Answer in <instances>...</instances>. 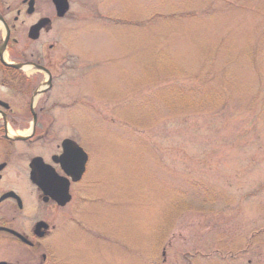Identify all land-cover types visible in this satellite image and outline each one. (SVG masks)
Segmentation results:
<instances>
[{"label":"rangeland","instance_id":"1","mask_svg":"<svg viewBox=\"0 0 264 264\" xmlns=\"http://www.w3.org/2000/svg\"><path fill=\"white\" fill-rule=\"evenodd\" d=\"M76 16L55 62L68 51L75 72L47 97L98 157L60 264H264V0H107Z\"/></svg>","mask_w":264,"mask_h":264},{"label":"flooded vegetation","instance_id":"2","mask_svg":"<svg viewBox=\"0 0 264 264\" xmlns=\"http://www.w3.org/2000/svg\"><path fill=\"white\" fill-rule=\"evenodd\" d=\"M106 3L0 0V264H60V231L74 220L68 206L86 196L98 155L82 145L84 130L58 124L53 111L69 116V105L47 96L75 72L68 51L55 63L61 22ZM60 4L67 9L63 15ZM70 154L73 165L67 164Z\"/></svg>","mask_w":264,"mask_h":264},{"label":"water","instance_id":"3","mask_svg":"<svg viewBox=\"0 0 264 264\" xmlns=\"http://www.w3.org/2000/svg\"><path fill=\"white\" fill-rule=\"evenodd\" d=\"M59 7H60V12H61V15L65 12V10H66V6H65V4H64V6H62L61 4L59 5ZM63 202H61V203H65L66 201H67V198H66V196L64 197V195H63Z\"/></svg>","mask_w":264,"mask_h":264},{"label":"snow or ice","instance_id":"4","mask_svg":"<svg viewBox=\"0 0 264 264\" xmlns=\"http://www.w3.org/2000/svg\"><path fill=\"white\" fill-rule=\"evenodd\" d=\"M75 163L74 157L70 154L67 160L68 165H73Z\"/></svg>","mask_w":264,"mask_h":264},{"label":"trees","instance_id":"5","mask_svg":"<svg viewBox=\"0 0 264 264\" xmlns=\"http://www.w3.org/2000/svg\"><path fill=\"white\" fill-rule=\"evenodd\" d=\"M262 59H263V58H262V56H261L260 62H262V61H263ZM260 66H262V67L264 68L263 62H262L261 64H259V67H260ZM261 72L263 73V71H262V70H261ZM215 108H216V107H215ZM212 112H214V111H212ZM212 112H211V113H212Z\"/></svg>","mask_w":264,"mask_h":264}]
</instances>
